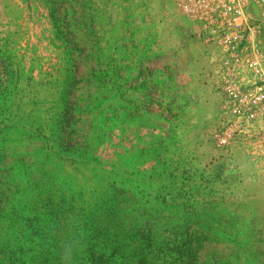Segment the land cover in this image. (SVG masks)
<instances>
[{
  "label": "rangeland",
  "instance_id": "obj_1",
  "mask_svg": "<svg viewBox=\"0 0 264 264\" xmlns=\"http://www.w3.org/2000/svg\"><path fill=\"white\" fill-rule=\"evenodd\" d=\"M186 48L214 67L174 0H0V264H264L257 171L227 162L261 123L219 150Z\"/></svg>",
  "mask_w": 264,
  "mask_h": 264
},
{
  "label": "built area",
  "instance_id": "obj_2",
  "mask_svg": "<svg viewBox=\"0 0 264 264\" xmlns=\"http://www.w3.org/2000/svg\"><path fill=\"white\" fill-rule=\"evenodd\" d=\"M174 2L195 38L215 50V85L228 113L216 146L228 151L264 124V0Z\"/></svg>",
  "mask_w": 264,
  "mask_h": 264
},
{
  "label": "crops",
  "instance_id": "obj_3",
  "mask_svg": "<svg viewBox=\"0 0 264 264\" xmlns=\"http://www.w3.org/2000/svg\"><path fill=\"white\" fill-rule=\"evenodd\" d=\"M184 36L186 42L190 37V32L188 30H185ZM202 54L203 52L200 50H192V53H190L188 48H186L184 51H181L180 56H185V58H187L188 60L181 65L179 64V66L181 67H179L180 69L177 70L182 73L189 74L190 69H194L196 71V75L197 73L199 75V73L201 72L200 78L202 81L209 83L208 80L213 77V80H215L216 82L214 67L208 64L210 60L209 57H205ZM182 77L183 76H181V78L179 79H183ZM202 81L198 82V78L193 76L192 73L191 83L188 82V84L186 85H179L184 90L183 94L185 109L189 111L197 110L198 112L202 110L204 112V110L207 108L209 114L211 113V111L216 113L218 109H216V106L213 104V95L211 90L214 85H207ZM165 82L170 84L174 83V81H171L169 77H167V80ZM217 86L218 85H216V91ZM193 120L194 115L192 116V114L190 113V115L188 116V122L186 123H191L193 122ZM198 122L201 123L202 129V127H204V124H202V122L205 123V118L203 115L198 120ZM257 137L254 140H249L250 142L248 141V143L242 142L243 146H241L242 148H240V151L237 150L236 152H234V154L232 155L233 158L229 159L227 162H231L228 170L236 168L243 171H257V177L255 178L254 176L249 180L256 179L253 184L258 182V188L259 190H261V233H264V222L262 221L264 219V124H261V136H259L258 138ZM240 152H242L241 154H243V156L241 157L242 161L241 163H238L240 165H234L236 163V160L239 159L238 156L240 155Z\"/></svg>",
  "mask_w": 264,
  "mask_h": 264
}]
</instances>
